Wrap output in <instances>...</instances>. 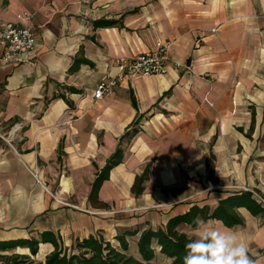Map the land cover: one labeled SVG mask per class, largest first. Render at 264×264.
Wrapping results in <instances>:
<instances>
[{
	"label": "crops",
	"instance_id": "1",
	"mask_svg": "<svg viewBox=\"0 0 264 264\" xmlns=\"http://www.w3.org/2000/svg\"><path fill=\"white\" fill-rule=\"evenodd\" d=\"M26 14L33 19L21 26L33 27L37 42L27 61L4 62L0 47V242L52 232L70 250L76 239L106 238L114 222L108 240L140 232L129 238L139 258L142 231L242 190L264 194V0H0V28ZM99 20L118 24L95 29ZM158 42L170 44L167 75L126 79L109 98H94L116 59L154 51ZM81 59L89 64H75ZM59 94L72 107L53 100ZM137 120L139 133L125 139V158L91 203L96 174ZM148 164L151 175L136 196L132 188ZM77 192L79 201L64 204ZM238 212L245 226L209 220L178 229L191 239L231 232L254 264H264V215ZM54 249L41 243L35 259ZM155 249L149 264L172 263ZM12 252L31 256L26 248Z\"/></svg>",
	"mask_w": 264,
	"mask_h": 264
},
{
	"label": "trees",
	"instance_id": "2",
	"mask_svg": "<svg viewBox=\"0 0 264 264\" xmlns=\"http://www.w3.org/2000/svg\"><path fill=\"white\" fill-rule=\"evenodd\" d=\"M117 24L118 22L115 20H99L94 23V28L116 27ZM75 64H89V61L85 59L76 60ZM64 89L70 94L82 93L75 88L66 87ZM59 98L64 99L72 107L73 104L66 98L65 94L55 95L53 100ZM134 105L136 106V102ZM139 123L140 120H137L131 125L132 127L121 137L116 152L108 159L106 166L96 174L92 185L93 189L89 196L91 203L96 205L99 202L98 193L103 183L109 179L110 172L120 165L125 158L122 149L125 139H132L139 133ZM151 166L148 164L143 175L136 178L132 188V192L136 196L143 193L144 183L148 181L149 175H151ZM207 168L209 179L213 180L215 171L210 160L207 162ZM241 208L247 209L253 216L264 215V209L257 203L251 191L232 194L221 200L215 208L194 205L186 214L170 219L164 228L157 230L150 228L142 231L138 239L139 258L131 255L129 243V238L137 236L140 233L138 231L125 230L119 233L114 241L108 240L102 233H97L83 240L76 239L70 250L64 248L61 239L54 233L44 232L40 240L32 238L0 242V264H149L156 256L155 244L160 248L161 254L172 260L171 264H184L186 244L193 239L179 231L178 228L181 225L197 228L200 224L199 221L218 220L228 228L245 226V221L238 212ZM41 243H50L55 248L44 262L35 259L38 251H40ZM18 248L29 249L31 256L12 252ZM7 252L12 253L2 254Z\"/></svg>",
	"mask_w": 264,
	"mask_h": 264
},
{
	"label": "built area",
	"instance_id": "3",
	"mask_svg": "<svg viewBox=\"0 0 264 264\" xmlns=\"http://www.w3.org/2000/svg\"><path fill=\"white\" fill-rule=\"evenodd\" d=\"M19 24L5 25L0 28V47L3 48V61L10 64L26 62L25 54L36 48V38L33 27L21 26L29 23L33 17L29 14L20 15ZM156 50L146 52L133 57H121L114 62L113 70L103 78L94 92L96 100L109 98L117 86L126 79L137 77L165 76L169 72L172 62L170 56V44L158 42ZM38 176L35 175V178ZM264 187V184H262ZM257 203L264 208V194L252 191Z\"/></svg>",
	"mask_w": 264,
	"mask_h": 264
},
{
	"label": "clouds",
	"instance_id": "4",
	"mask_svg": "<svg viewBox=\"0 0 264 264\" xmlns=\"http://www.w3.org/2000/svg\"><path fill=\"white\" fill-rule=\"evenodd\" d=\"M184 264H254L247 245L231 232L203 231L186 244Z\"/></svg>",
	"mask_w": 264,
	"mask_h": 264
},
{
	"label": "rangeland",
	"instance_id": "5",
	"mask_svg": "<svg viewBox=\"0 0 264 264\" xmlns=\"http://www.w3.org/2000/svg\"><path fill=\"white\" fill-rule=\"evenodd\" d=\"M1 137H3V138H5L6 140H9V138H11L9 135H5V134H3V135H1ZM61 171H62V173H61V177H68V178H70V172L68 171V169H61ZM62 179V178H61ZM78 180V179H77ZM77 180L76 181H73L72 180V184H75L76 185V187H77ZM79 181V180H78ZM195 188L198 190V188H199V184L201 185V182L199 181V180H197V181H195ZM48 185H50L49 183H47ZM59 184H60V182H57V183H54V186L55 187H58L59 186ZM59 188V187H58ZM57 190V189H56ZM56 190L53 192L54 193V197H52L51 196V198H53L52 200L53 201H55V203L56 204H58V205H61L62 206V204H59V203H57V200H56V198L55 197H57V193H56ZM243 191V190H242ZM74 194V193H73ZM66 199V200H65ZM64 199V204H74V203H76L77 201H79V199H80V193H75L74 195H71V197L70 198H65ZM200 201V200H199ZM154 211H156V209H153ZM152 210V212H154ZM158 212V211H157ZM156 213V212H155ZM139 218V215H133V216H130V221H134L135 222V220H137ZM117 230H118V227H116L115 226V223L113 222V226L111 227V228H109V229H107V232H106V238L107 239H111V237H112V235L113 234H115L116 232H117ZM44 251V250H43ZM43 251H41V255L42 254H44V252ZM19 252H21V253H23V252H26V251H19ZM39 259L37 260V261H41V262H44L45 261V258H44V256H39L38 257Z\"/></svg>",
	"mask_w": 264,
	"mask_h": 264
},
{
	"label": "bare ground",
	"instance_id": "6",
	"mask_svg": "<svg viewBox=\"0 0 264 264\" xmlns=\"http://www.w3.org/2000/svg\"><path fill=\"white\" fill-rule=\"evenodd\" d=\"M68 188V187H67ZM70 188V187H69Z\"/></svg>",
	"mask_w": 264,
	"mask_h": 264
}]
</instances>
